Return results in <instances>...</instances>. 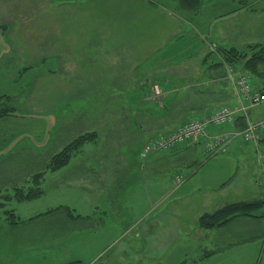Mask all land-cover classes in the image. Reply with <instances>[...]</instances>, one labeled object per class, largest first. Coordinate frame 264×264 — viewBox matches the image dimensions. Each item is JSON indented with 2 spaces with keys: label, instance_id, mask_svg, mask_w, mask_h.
Returning a JSON list of instances; mask_svg holds the SVG:
<instances>
[{
  "label": "crops",
  "instance_id": "obj_1",
  "mask_svg": "<svg viewBox=\"0 0 264 264\" xmlns=\"http://www.w3.org/2000/svg\"><path fill=\"white\" fill-rule=\"evenodd\" d=\"M55 1L60 2V11L64 10V17L67 9L71 14L68 20L64 18L59 32H57L59 38H65L68 41V46L65 45L61 54H56L57 49H55L54 56L45 58L38 67L32 69L41 71L42 63L52 61L54 67L51 72H56V68L61 67L62 63H67L71 77L73 76L69 79L70 89L72 88L73 91L127 93L144 91L148 88L153 94L154 85H156L157 103L162 114L158 116L159 118L132 121L135 133L149 132L152 126L156 128L159 124L168 126L174 123L173 126L170 125L167 130L165 129L166 132H169L178 128L190 117L207 115L222 105H238V99L227 73L228 71L238 73L242 70L226 62L218 51V46L206 42L207 49L201 48L200 54L196 56L183 55L181 51L166 52L184 24V20L178 19L175 12L158 5L154 6L148 2L151 0H123L122 11L118 18L112 19L111 16H107V13L105 18L109 19H103L107 26L102 25L101 30L94 29L93 25L88 22H84L85 26L80 21L86 27L87 34L94 32L101 35H98L96 41L91 38V46L88 48L87 45L83 51H79L77 41L79 21L73 12L88 0ZM172 5L177 6L175 2ZM237 10L232 11L236 13ZM62 16L60 14V17ZM57 17L59 18V16ZM88 19L96 20L98 17L89 14ZM89 36L83 37L88 40ZM3 39L1 36L0 40L3 41ZM233 41L221 42L225 45L222 47H237ZM4 42L5 48L0 53V61L4 60L5 67L11 68L10 61L5 57L11 47L6 38ZM110 44L115 47H111ZM216 58H218V62L215 60ZM192 67L193 71H191ZM221 68L224 70L222 71ZM199 70H201V78L198 77ZM61 71L57 73L62 79ZM79 76L85 78L84 88H82L83 85H78ZM89 79L92 80L89 81ZM175 82H179L178 87L173 84ZM18 90H23V87H19ZM163 98L167 100L166 103L162 100ZM114 104L116 105L114 106ZM138 105H140L139 99H131L122 95V98L114 99L111 104L109 101L107 107H117L123 109L124 112L126 109L136 108ZM249 110L247 113L249 115L250 112L252 117L249 116L253 120L263 116L260 111ZM17 112L16 110V114ZM117 112L119 115L121 114V111ZM16 114L10 115L11 118H16ZM19 118L26 117L22 115ZM72 124L74 123L71 122ZM115 125L108 124L107 133L103 134L105 140L113 141L115 136L118 139L119 132L126 131L127 124L120 122L116 134ZM233 129H235L234 125L207 126L205 133L207 136H213ZM97 137L96 134L94 138L97 139ZM237 139L239 140L228 146L227 151L224 149L215 154L202 167L195 171H186L187 176L183 183L175 186L172 177L170 183L175 188L169 187L160 196L153 195L149 198H145L144 195H142L143 197L131 196L127 198L123 190L120 196L119 188L122 184L120 178H118L120 185L117 191L111 192L108 188V178H106L105 185L102 180L100 181L101 177L98 172L103 169V164L95 158H91L96 151L77 150L65 166L54 171L44 170L40 186L42 194L44 193V196L50 200L54 197L55 192L48 194V188L55 191L69 187L80 189L78 194L82 197H78L74 202H77L81 207L73 208L70 204L66 205L68 208H73L70 209L78 217L71 218L65 211L39 215L49 209L64 205H52L44 210L29 213L23 207L20 209L13 207L17 223L0 217V250H6V254L0 255L1 264H63L62 260L67 255H70L68 262L78 260L80 262L87 261L88 264H92L93 261L97 264H157L158 256L167 253L174 242L184 244L185 239L187 242L191 238L199 248L201 261L209 255L213 256L216 254L217 247L213 246V234L220 232L221 228L225 226L213 230L201 229L197 224L199 217L226 204L249 201L242 198L247 186L242 181H237L241 168H243L239 156H244V150H247L244 148L247 147L240 138ZM186 145L189 149L195 147L194 149L198 151L197 148L199 149V145L201 146V141ZM258 146H264V134L261 136ZM201 151L203 153L202 149ZM91 152L93 153L91 154ZM116 152L121 153L120 150H116ZM250 152L253 156L252 150ZM230 155L235 157L234 164L227 158ZM225 165L226 169H224ZM144 167H146L145 164ZM139 173L141 174L140 171ZM52 174H57L59 177L55 180L53 187H47ZM189 184L195 186L189 193L173 196V193L182 186H184L182 188L184 190ZM254 184H256V189L258 188L254 197H263L264 189L260 182L257 181ZM2 187L0 193H6ZM114 192L116 195H113ZM104 194L106 196V208L103 211L105 220L102 223L104 230L101 235L94 238V229L99 227L97 223L99 218L95 217L94 209L97 208L100 199L103 202ZM87 196L91 202L84 199ZM41 197L43 196H38L30 201L18 202V204H30ZM87 204L92 205V210H90V206H86ZM127 204H130L134 211L133 217L131 216L128 221L124 212H121ZM109 211L113 213L117 211L118 218L109 219L107 217V221H109L107 222L106 215ZM259 213L256 212V214ZM237 218L250 221L252 225L259 223L264 226L262 218L239 216L235 219ZM79 222L82 223L78 224ZM182 264L185 262L183 261Z\"/></svg>",
  "mask_w": 264,
  "mask_h": 264
},
{
  "label": "rangeland",
  "instance_id": "obj_2",
  "mask_svg": "<svg viewBox=\"0 0 264 264\" xmlns=\"http://www.w3.org/2000/svg\"><path fill=\"white\" fill-rule=\"evenodd\" d=\"M122 2L123 0H88L83 2L82 6L79 4L80 7L73 12L79 21L77 39L79 51H83L87 45L89 48L92 42L91 38L96 41L98 35H101L94 32L87 34L84 22L93 25L94 29L101 30L102 25H106V21L103 19H109L105 18L107 13V16H111L112 19L118 18L122 11ZM148 2L175 12L178 19L184 20L180 33L173 39L166 52L181 51L183 55L196 56L200 54L201 48L207 49L206 42L221 48L225 46L222 44L223 42L228 43L234 40L233 44H236L238 49H246L248 44H264V0H251L250 3L243 6L231 0H200L196 11L182 9L178 0H151ZM174 2L176 7L172 5ZM59 3L55 0H0V38L1 36L4 38L3 41L0 40V53L5 48L6 38L11 50L5 57L12 66L6 68L4 60L0 61V73L2 74H0V96L8 95L9 104L14 107L15 111L20 112H17L16 118H11V116L0 118V189L3 186L2 190L6 192L0 193V217L2 218L8 219L9 212L16 219L13 207L17 209L23 207L29 213L44 210L52 205L66 206L70 204L73 208L79 206L77 202H74L78 197H82L78 194L80 191L78 188L69 187L61 191L48 188V194L55 192L52 200L41 193L39 196L43 197L30 204H18L19 201L10 198V196L14 187H30L32 185L30 179L33 174L44 172L47 162L54 154L70 141L86 133L94 132L98 137L83 143L79 149L96 151L91 158H95L103 164V169L98 172L101 177L100 181L102 180L105 185L106 178H108V188L111 192L117 191L118 186L122 183L119 194L121 196L123 190L127 198L141 197L142 195L145 198L153 195L160 196L167 188H175L170 183L172 177L181 175L186 180V171H195L213 157L202 153L200 145V150L197 148L198 151L194 149L195 147L189 149L187 145H182L175 149L148 153L145 157L140 155L143 143L166 132L165 129L174 125V123L168 126L159 124L156 128L152 126L149 132H134L132 121L159 118L158 116L162 114L157 103L158 94L155 90L153 94L148 88L144 91L127 93L73 91L72 88L70 89L69 83V79L73 76L71 77L67 63H62L61 67L56 68V72H51L54 67L52 61L42 63L41 71L32 69L38 67L45 58L54 56L55 49H57L56 54H61L65 45L68 44L65 38H59L57 32H59L64 18L68 20L71 14L67 9L64 17V10L60 11ZM232 10H237V12L233 13ZM60 14L63 16L60 17ZM89 14H94L98 19L89 20ZM85 35H90L88 40L83 37ZM110 46L115 47L112 44ZM108 48L110 49V47ZM111 49L116 50L115 48ZM215 60L218 62V58ZM234 66L241 70V65ZM260 69L264 71V64L260 65ZM221 70L224 69L221 68ZM58 71H61L64 79L58 76ZM191 71H193V67ZM199 72L198 77L201 78V70ZM250 76L253 82H262V79L257 75ZM91 80L89 79V81ZM173 84L176 87L179 86V82ZM78 85H83L82 88H84V76H79ZM19 87H23V90L19 91ZM122 95L131 99H139L140 105L133 109H126L124 112L123 109L117 107H107L109 101L111 104L114 99L122 98ZM162 100L164 103L167 101L164 98ZM117 111H121V114L119 115ZM22 115L26 118H19ZM250 116L252 117V115ZM71 122L74 124L71 125ZM120 122L127 124L126 131L119 132L118 139L115 136L113 141L105 140L103 134L107 133L108 124L110 126L116 124V131ZM238 140L237 138L232 140L228 146ZM243 143L247 147L244 149L247 150H244V156H239L243 168H241L237 181H242L247 186L243 192L244 195H242L243 200H251L258 198L254 197L255 192L258 191L255 182H260L264 189V146L256 147L252 143ZM116 150H120L121 153ZM250 150H252L253 156ZM227 158L234 164L235 157L230 155ZM228 159L227 161H229ZM226 167L225 165L224 169ZM91 173L93 172L91 171ZM94 174L96 175V172ZM58 177L57 174L50 175L46 186L53 187ZM118 178L121 180L120 183H118ZM183 187L173 193V196L187 194L195 186L189 184L184 190ZM250 190L253 192H249ZM113 195L116 193L114 192ZM105 197L104 194L103 202L100 199L97 208L94 209L95 217L99 218L97 219L99 227L94 229V238L101 235L104 230L102 223L105 220L103 212L106 208ZM93 198L96 200L94 195ZM84 199L91 202L88 196ZM86 206H90V210L93 208L91 204ZM59 211H63V209ZM121 212H124L128 221L131 216L133 217L134 211L130 204H127ZM107 217L117 219V211L114 213L109 211L106 221ZM251 225L252 222L237 218L221 228L220 232H215L213 246H217L216 254L209 255L202 261L199 248L191 238L187 242L185 239L184 244L174 242L167 253L158 256L157 264H182L183 261L185 264H264V226L259 223ZM261 232L262 234H260ZM4 254H6V250H0V255ZM69 256L67 255L62 260L63 264L68 262ZM81 262L88 264L87 261ZM92 264H97V262L93 261Z\"/></svg>",
  "mask_w": 264,
  "mask_h": 264
},
{
  "label": "trees",
  "instance_id": "obj_3",
  "mask_svg": "<svg viewBox=\"0 0 264 264\" xmlns=\"http://www.w3.org/2000/svg\"><path fill=\"white\" fill-rule=\"evenodd\" d=\"M238 3V5H247L251 0H231ZM179 5L186 11H196L200 5V0H178ZM223 59L231 65H241V70L248 73L249 75H257L260 77L262 82H253L258 89H264V71L260 69V65L264 64V44H249L246 49H238L237 47H221L218 48ZM9 96H0V118L10 115H15L16 111L14 107L9 104ZM244 126L243 116L238 115L234 122V128L240 129ZM96 133H86L80 135L74 140L66 144L59 152L54 154L47 162L45 170H58L65 166L72 155L80 148V146L86 141H90L94 138ZM44 172H38L31 176L30 187H14L10 198L22 202L30 201L37 198L42 190L40 183L43 179ZM66 214L75 218L78 215L73 214L72 210L66 206H59L42 213L48 214L50 212L62 210ZM256 212H260L256 214ZM39 216V215H38ZM239 216L262 218L264 219V196L249 201H238L230 204H226L223 207L216 209L211 213H204L198 219V226L204 230H213L220 227L226 226L230 221ZM8 219L12 223H17L12 213L8 212ZM65 264H82L80 261H71Z\"/></svg>",
  "mask_w": 264,
  "mask_h": 264
},
{
  "label": "built area",
  "instance_id": "obj_4",
  "mask_svg": "<svg viewBox=\"0 0 264 264\" xmlns=\"http://www.w3.org/2000/svg\"><path fill=\"white\" fill-rule=\"evenodd\" d=\"M227 74L232 82L238 105H222L207 115L188 119L172 131L158 134L143 144L140 155L145 157L148 153L175 149L188 143L201 141L203 152L211 157L226 149L235 138L257 146L264 134V89H258L246 72L228 71ZM154 90L158 94L156 85ZM249 109L260 111L263 116L253 120L247 113ZM238 115L243 116L242 128L224 131L213 136H207L205 133L207 126L233 125ZM183 180L182 176L177 175L174 176L173 183L178 186Z\"/></svg>",
  "mask_w": 264,
  "mask_h": 264
}]
</instances>
